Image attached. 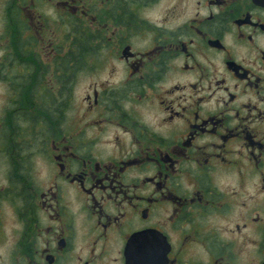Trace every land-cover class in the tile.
Returning a JSON list of instances; mask_svg holds the SVG:
<instances>
[{
    "label": "flooded vegetation",
    "instance_id": "af4514ba",
    "mask_svg": "<svg viewBox=\"0 0 264 264\" xmlns=\"http://www.w3.org/2000/svg\"><path fill=\"white\" fill-rule=\"evenodd\" d=\"M0 101V264H264V0H0Z\"/></svg>",
    "mask_w": 264,
    "mask_h": 264
},
{
    "label": "rangeland",
    "instance_id": "374dc122",
    "mask_svg": "<svg viewBox=\"0 0 264 264\" xmlns=\"http://www.w3.org/2000/svg\"><path fill=\"white\" fill-rule=\"evenodd\" d=\"M57 0H53V3H55ZM85 1V0H84ZM89 3L91 0H88ZM55 11L58 13H63L65 15V10L61 9L60 7H52L48 6L45 10L42 11V19L44 23L47 25V20H51L52 26H49L47 30V36L50 38H53L56 40V43L59 44L61 38L64 39V31L54 28L53 26L56 25L57 23L55 22L54 19L58 18V15H55ZM70 12V11H69ZM70 14V13H69ZM68 14V15H69ZM67 15V16H68ZM72 17H66L67 19V25L68 29L66 31L67 33V42H68V47H71V30L73 27H75V24L72 22L74 19H78V15L75 14L74 12L71 14ZM26 20L31 25L32 23V14L28 17L26 15ZM80 18V17H79ZM48 26V25H47ZM90 30L91 26L88 24L87 25ZM84 68L88 69L86 71H82L81 75L75 80L70 87V94L71 89L73 90V94L70 95V107L68 110V117H67V124L68 127L71 129L70 134H74L78 126H82L87 128L85 126L86 121H91V114L87 112L88 110V105L86 103V97L92 93V90L94 87L97 85H107L109 83H114L119 79H122V74H118L115 76V74L112 71V62L108 59V56L102 57L100 60L99 64H94L92 65V61L89 60L88 65L83 66ZM75 84V85H74ZM74 86V87H73ZM0 106H1V101H0ZM89 132L87 133V137H90L92 133V130L88 128ZM37 169V168H36ZM11 212L9 210H6L3 208V219L2 222L4 226H1L0 229V235L2 236L0 239V253H4L13 244V238L10 234V228H11Z\"/></svg>",
    "mask_w": 264,
    "mask_h": 264
},
{
    "label": "trees",
    "instance_id": "16d2710c",
    "mask_svg": "<svg viewBox=\"0 0 264 264\" xmlns=\"http://www.w3.org/2000/svg\"><path fill=\"white\" fill-rule=\"evenodd\" d=\"M82 47H83V50H82V51L85 53V51H87V48H86L87 45L83 44ZM84 55H86V54H84ZM84 55H83L82 57H84ZM73 77H74V74H72V75L69 74V76H68V78H69L68 85L70 84V80H71ZM69 90H70V85H69Z\"/></svg>",
    "mask_w": 264,
    "mask_h": 264
}]
</instances>
